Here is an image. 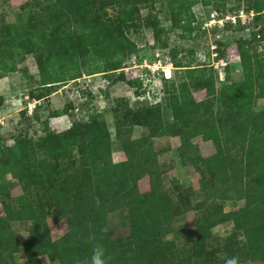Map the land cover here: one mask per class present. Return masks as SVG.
Masks as SVG:
<instances>
[{"label": "trees", "instance_id": "obj_1", "mask_svg": "<svg viewBox=\"0 0 264 264\" xmlns=\"http://www.w3.org/2000/svg\"><path fill=\"white\" fill-rule=\"evenodd\" d=\"M166 1L178 16L172 27L182 29L195 20L192 7L198 2L215 8L221 5L216 0ZM97 2L117 3L121 11L117 17L104 20L100 15L103 8L95 7ZM46 9L49 17L61 14L66 18L63 36L59 29L56 37H47L43 28L33 29L31 26L39 18L37 14H32L26 22L20 12L15 22L5 23L0 28L2 74L16 70V56L23 50L31 52L34 46L42 49L40 61L44 62L40 72L45 89L38 99L57 91L59 83L80 78L87 64H90L86 67L88 74L116 72L122 67L127 51L136 46V41L127 33L135 28L139 34L145 27L153 26L148 19H142L138 0H55ZM250 10L258 16V20L253 21L251 41L258 42L264 39V8L254 6ZM237 25L244 27L240 22ZM232 26L228 22L220 29ZM19 30L26 31L27 42L23 49L16 47L15 33ZM71 32L73 42L67 41ZM216 53L222 56L220 47ZM53 65L59 67L57 75L51 72ZM201 68L190 64L184 77L200 75ZM245 69L243 81L230 82L222 88L220 109L205 101L191 104L193 98L187 93L184 81L180 86L181 95L176 99L173 121L160 127L161 135L169 133L180 137V159L201 173L200 186L205 197L194 206L197 227L188 231L195 237L187 243L189 253L179 254L175 243L164 242L162 237L164 231L173 230L170 226L175 216L172 205L177 203L166 193L156 192L159 183L152 184L153 194L139 190L143 176L160 178L157 164H153L154 171L150 170V160L153 161L150 148L143 146L144 151L137 152L125 147L130 162H114L106 122H98L87 124L83 130L73 127L47 135L37 143L16 136L13 145L3 148L0 198L6 212L0 217V226L12 221H28L31 236L21 242L15 235L9 236L6 230L0 229V264H17L15 254L22 248L31 257L30 264H40L41 255L59 260V264H90L96 245L104 248L106 264H211L213 256L208 239L212 238V228L227 220H232L235 228L221 248L229 250L231 257L241 256L248 262L264 264V109L255 110L252 104L257 97H264V87L256 89L251 56L245 62ZM200 79L210 81L214 88L213 78L201 75ZM39 108L37 105L34 118H38ZM139 117H130V121L134 123ZM152 122H146L151 130L155 129ZM205 133H210L216 147V152L208 156L199 152V143L194 141ZM34 144H43L48 156L37 158L31 150ZM131 163L135 166L131 167ZM8 173L22 189L16 197L10 188L12 181ZM216 198L244 200L245 205L224 212L216 205ZM124 207L129 209L130 228L127 233L111 238L108 214ZM50 215L58 220L64 218L68 228L55 241L47 221ZM240 236L244 241L236 248Z\"/></svg>", "mask_w": 264, "mask_h": 264}, {"label": "rangeland", "instance_id": "obj_2", "mask_svg": "<svg viewBox=\"0 0 264 264\" xmlns=\"http://www.w3.org/2000/svg\"><path fill=\"white\" fill-rule=\"evenodd\" d=\"M53 1L55 0H0V28L5 23L15 22L20 12L26 22L32 14H37L39 18L37 23L31 26L33 29L43 28L47 37H56L59 29L60 36H63L64 23L67 20L59 14L62 11L58 12L59 17L54 14L49 17L47 14L46 7ZM138 2L142 19H148L153 26L145 27L139 34L135 32V28L127 33L129 38L136 41V46L127 51L122 67L116 72L110 70L88 74L86 67L90 64H87L82 69L80 78L61 82L57 91L47 98L38 99L45 89L40 72V66L44 62L40 61V47L34 46L33 51L23 50L17 55L15 71L2 74L0 65V153L2 154L3 148L14 144L16 136L37 143L47 135L52 136L73 127L83 130L89 123L106 122L114 162H130L125 147H132L137 152L144 151L143 146L150 148L153 159L152 162L150 160V170L154 171L153 164H157L160 178L143 176L139 180V190L153 194L155 191L152 190V184L159 183L156 192L166 193L177 203L172 205L175 216L170 226L173 230L166 233L164 231L162 237L164 242H174L178 253L185 255L191 251L187 243L195 239L188 232L189 229L197 227V211L194 206L205 197L200 186L201 173L195 166L180 159V137L169 133L161 135L163 133L160 132V127L173 121L176 99L181 95L180 86L184 81L188 86L187 93L193 98L191 104L193 101H205L220 109L224 95L222 88L230 82H241L246 78L245 62L249 56L255 68L252 72L256 89L259 91L264 87V39L251 41L253 21L258 20V16L250 14L254 10L249 11V8L254 6L264 8V0H216L221 3L219 8L198 2L192 7L195 20L187 24L185 29L172 27L178 16L170 10L166 0H156L154 3L150 0ZM95 7L103 8L100 15L104 20L117 17L121 11L117 3L107 5L97 2ZM211 12H223L231 17L243 13L240 16L243 17V22L240 18V23L244 27H237L239 25L233 22L232 28L229 29L206 26L205 22ZM223 13L220 15L223 16ZM259 20L261 21V16ZM225 25H228V22ZM162 28L164 30H161ZM73 38L74 33L71 32L67 41L73 42ZM15 40L16 47L23 49L27 42L26 31H17ZM31 43L33 44V41ZM219 47L222 56L216 53ZM159 59L165 68L166 65L170 67L171 77H167L162 69L156 68L155 73L152 70L147 71L148 66ZM190 64L193 67H202L200 75L196 73L192 78L184 77ZM58 71L57 65L51 67L53 74L57 75ZM201 75L208 79L213 78L214 88L210 81H201ZM33 93L36 94L35 97ZM252 104L255 110H263L264 97H257ZM37 105L40 107L39 114L38 118H34ZM134 116L140 117L133 123L130 117ZM157 119L160 121L155 123ZM147 121H153L155 129L151 130ZM194 141L199 143V152L203 156L216 152L210 133L202 134ZM31 150L35 151L37 158L48 156L43 144H34ZM73 152L76 155L77 149L74 148ZM130 166L135 165L131 163ZM7 176L12 181L10 188L13 195H20V184L13 181L10 173ZM216 205L222 211L230 212L243 207L245 201L216 198ZM5 212L0 198V217H3ZM47 221L53 241L60 239L67 232L64 218L58 220L50 215ZM107 225L111 238L127 233L130 228L129 209L124 207L110 212ZM29 226L28 221H12L9 225L2 224L0 229L24 242L31 236ZM234 228L232 220L212 228V238L208 239V248L212 249L213 256L211 264H229L234 258L229 250L221 248L226 237L234 232ZM243 241V237L238 238L239 244L236 243L234 247L240 248ZM15 257L17 264H30L31 257L24 248L18 251ZM236 258L238 262L241 260L238 264H262L261 261L248 262L241 256ZM39 261L40 264H59V260H52L47 255L39 256Z\"/></svg>", "mask_w": 264, "mask_h": 264}, {"label": "built area", "instance_id": "obj_3", "mask_svg": "<svg viewBox=\"0 0 264 264\" xmlns=\"http://www.w3.org/2000/svg\"><path fill=\"white\" fill-rule=\"evenodd\" d=\"M250 14L251 15H255V12L254 11H251ZM242 15H243V13L238 14L237 17L236 16L231 17L230 15H223V16H221L220 13H217V12H213L212 13L211 12L210 13V17L205 22V25L206 26H209L210 25V27H224L225 24H226V22H231V23L233 22V23H237L238 24L241 21L240 18L241 19L243 18V17H240ZM237 18H238V20H237ZM242 22H243V19H242ZM164 66L165 65H163L161 63V60L159 59L154 64L148 66V69L152 70L153 73H155L156 68L158 70L159 69H162L165 72V75L167 77L171 76L170 75V72H171L170 67L168 65H166V68H165Z\"/></svg>", "mask_w": 264, "mask_h": 264}, {"label": "clouds", "instance_id": "obj_4", "mask_svg": "<svg viewBox=\"0 0 264 264\" xmlns=\"http://www.w3.org/2000/svg\"><path fill=\"white\" fill-rule=\"evenodd\" d=\"M90 264H106L105 250L102 246L96 245L92 249ZM229 264H238V260L233 258Z\"/></svg>", "mask_w": 264, "mask_h": 264}, {"label": "bare ground", "instance_id": "obj_5", "mask_svg": "<svg viewBox=\"0 0 264 264\" xmlns=\"http://www.w3.org/2000/svg\"><path fill=\"white\" fill-rule=\"evenodd\" d=\"M169 77H171V76H169Z\"/></svg>", "mask_w": 264, "mask_h": 264}]
</instances>
